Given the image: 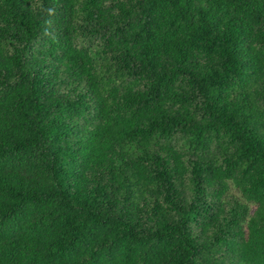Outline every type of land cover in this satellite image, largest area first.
Here are the masks:
<instances>
[{
	"label": "trees",
	"instance_id": "1",
	"mask_svg": "<svg viewBox=\"0 0 264 264\" xmlns=\"http://www.w3.org/2000/svg\"><path fill=\"white\" fill-rule=\"evenodd\" d=\"M0 264H264V0H0Z\"/></svg>",
	"mask_w": 264,
	"mask_h": 264
},
{
	"label": "rangeland",
	"instance_id": "2",
	"mask_svg": "<svg viewBox=\"0 0 264 264\" xmlns=\"http://www.w3.org/2000/svg\"><path fill=\"white\" fill-rule=\"evenodd\" d=\"M235 192V191H234Z\"/></svg>",
	"mask_w": 264,
	"mask_h": 264
}]
</instances>
